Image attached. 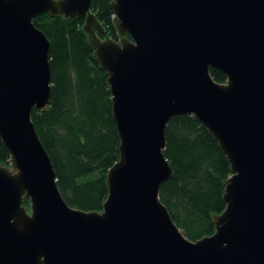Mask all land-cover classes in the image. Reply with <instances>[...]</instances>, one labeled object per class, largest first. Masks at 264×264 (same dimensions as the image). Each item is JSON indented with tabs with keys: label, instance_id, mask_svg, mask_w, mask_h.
<instances>
[{
	"label": "water",
	"instance_id": "95a60500",
	"mask_svg": "<svg viewBox=\"0 0 264 264\" xmlns=\"http://www.w3.org/2000/svg\"><path fill=\"white\" fill-rule=\"evenodd\" d=\"M0 0V264H264V0ZM83 20L107 73L119 159L101 211L69 206L31 118L52 95L42 13ZM210 68L224 74L217 82ZM193 115L231 169L215 231L188 239L159 197L165 130ZM29 200V210L23 205Z\"/></svg>",
	"mask_w": 264,
	"mask_h": 264
},
{
	"label": "trees",
	"instance_id": "16d2710c",
	"mask_svg": "<svg viewBox=\"0 0 264 264\" xmlns=\"http://www.w3.org/2000/svg\"><path fill=\"white\" fill-rule=\"evenodd\" d=\"M111 1L91 0V10L106 33L118 39ZM33 24L50 42L52 95L45 109H32V121L66 203L87 212L101 211L108 194V170L119 159L107 73L95 59L82 19L46 12L36 16ZM210 73L215 81H226L219 70L210 68ZM165 139L163 153L173 176L161 184L160 200L188 239L212 235V216L225 208L230 164L218 142L193 115L171 117ZM0 164L10 167L1 139ZM23 204L29 208L27 198Z\"/></svg>",
	"mask_w": 264,
	"mask_h": 264
},
{
	"label": "rangeland",
	"instance_id": "374dc122",
	"mask_svg": "<svg viewBox=\"0 0 264 264\" xmlns=\"http://www.w3.org/2000/svg\"><path fill=\"white\" fill-rule=\"evenodd\" d=\"M24 205V204H23ZM25 206V205H24ZM27 208V207H26ZM27 210H29V208H27Z\"/></svg>",
	"mask_w": 264,
	"mask_h": 264
}]
</instances>
